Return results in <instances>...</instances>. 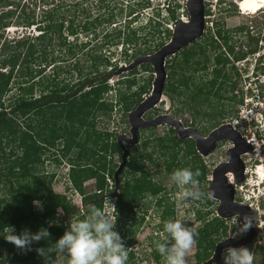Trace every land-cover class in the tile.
<instances>
[{
    "label": "rangeland",
    "instance_id": "1",
    "mask_svg": "<svg viewBox=\"0 0 264 264\" xmlns=\"http://www.w3.org/2000/svg\"><path fill=\"white\" fill-rule=\"evenodd\" d=\"M134 1L48 0L51 7H53V4L56 6L55 16H58L59 19L64 18L71 21L73 30L79 28L86 21H92L95 24L100 22V26L97 28L98 36L94 42H90V40H93L90 33H80L77 29L79 41L84 40L85 42V40H89L87 41L88 46L82 50L81 45L71 43L73 38L67 35V31H64V33L67 36V41L72 44V51L76 53L75 57H79L81 64H85L86 69H84V72L89 70L88 67L92 63L91 56L108 57L110 64H113L114 61L116 62L118 70L110 71V77L107 81L110 90L104 94V99L111 103L114 108L109 116L97 117L94 126L95 131L115 133L116 139L120 135L130 137L128 116L133 111L123 114L118 109L117 102L125 94L126 88L117 86V81L120 80L121 82L129 79L134 82L135 87L128 94L135 92L138 86L148 85V93L141 95L142 101L151 94L154 81V69L150 64L147 65L150 69L152 68V71L146 66V68H143L142 65L133 68V70H136L134 74L131 73V70L124 71L123 68L127 67L128 64L123 59V54L126 52L128 56L126 59L133 63L138 58L156 52L170 41L172 31L178 23L175 21L166 22L162 26L161 33H158L150 28L152 24L148 26L150 23L149 19L155 16L156 11L159 12V17L165 18L168 16V11H161L160 9L141 11L142 5L133 4ZM234 1L219 0L215 5L214 0L205 2L204 15L207 17V24L204 32L198 40L186 47V52H193L194 57L188 63H185L184 56L180 53L166 59L165 72L167 78L164 86L167 87L171 97L164 93L161 101L154 108L147 111L142 118L149 120L158 115L166 114L181 121L186 128H195L204 137L212 130L222 125L230 124L241 135L242 140L248 142V144L239 143L240 146L238 148V152H241L239 156L243 165V172L245 173L244 181L236 183L233 174H227L226 176L232 179L233 183H236L238 190L235 197L236 201L250 205L251 210H256L257 218L254 222L256 233L245 245L254 253V264H264V227L262 225L264 220V200H259L260 202L247 201L251 196L258 197V193L252 188V185L260 182L259 178L254 174V166L262 165L260 168L264 171V124L261 122V127L257 126V123L253 128L248 126L249 115L252 112H254L255 118L258 120L260 114L262 116L264 113V95L260 90L256 89L258 85H264V7L257 14H244L239 12L241 10L235 6ZM161 2L162 0H153L151 5H154V8H161ZM2 3L11 5L5 7L0 5V14L18 8L16 14H13L14 18L11 23L15 21V15L18 14V10L21 7L25 9L27 14L34 12L36 20L43 19L42 11L44 5L41 0H0V4ZM157 4H159V7ZM139 10L140 13L129 21L128 13L130 11L138 12ZM111 14L114 17L110 18ZM174 15L176 19L180 18L181 11L175 9ZM108 19H111V21L108 22ZM10 20L7 19V21ZM128 22H130L129 29L145 28V33L142 36L139 35L132 38L130 36L135 45L126 46L122 45L121 42L127 38L128 31L125 29ZM165 29L171 32L170 36H168ZM118 30H121L124 34L120 35V41L116 43L117 45L108 43L112 35H109L110 37L104 41L106 33L113 32L115 35ZM217 32H220V37ZM38 33L35 26L26 29L17 27L13 23L8 28L0 29V35L2 36L0 44L4 39L11 40L27 35L34 37ZM53 38L56 39V37ZM55 41L53 44H55ZM95 42L97 43L95 44ZM60 54L62 56L61 51L55 47L53 56L57 57ZM110 69L109 66L106 67L107 71ZM217 69L221 73H219L215 86L210 91L211 82L214 74L217 73ZM47 72L51 73L52 70L50 69ZM180 84H182L181 87ZM118 88L120 90L117 94L116 90ZM232 88L233 90L231 91ZM198 89H202V94H208V97L206 96L208 98L207 101L204 100V95L199 98L200 102L198 99L196 101L191 100L194 92H197ZM217 89L221 90L220 94L224 97V100H216L218 99L216 95H219ZM178 90L182 91L180 95L174 93ZM14 92L15 90L13 89L5 97L12 96ZM250 92L252 95L249 94ZM231 98L235 102L241 99V103H234L233 105L231 100H226ZM232 112H235V114L233 115ZM173 132L176 135L175 130L167 125L142 129L139 132L137 144L127 147L129 158L130 156L138 158L137 164L149 170L150 181L162 190L156 196L144 194L137 198H131L130 196L124 198L122 190L125 187V183L131 182L132 184L139 177V173H136V177L130 178L129 170L127 168L123 170L120 188L116 189L119 190L118 194L122 196V198L120 197L121 199H118V202L123 206V210L122 214L117 212L118 217L114 230L120 234L125 247L128 248L127 264H165L163 257L156 251L157 240L152 239L150 236L157 233L158 238H160L158 240H161L165 233L158 230L160 228L159 225L163 227L164 222L170 219H182L186 224L195 227L198 231L196 244L201 247H203V243H208V241L216 242L221 238L232 235L235 231L231 218L221 221L216 217L218 203L212 198L205 197L202 201H188L178 206L176 203L177 195L181 189L171 182V168L169 170L167 167V165H172L171 167L174 168L177 164H186L184 167L200 169L203 166L205 179H200L199 181L201 191L207 193V189L211 184L213 169L219 164L228 162L226 153L234 147V144L226 140L218 143L216 149L211 153L206 156H200V163L199 161H194V155L188 156L187 144L191 145L194 142L187 138L184 139L186 142H181L174 146L173 143L175 142L170 139L173 136ZM57 135L60 136V139L55 142L53 147H41L42 155L33 172L42 183L50 184L53 194L65 196L67 202L77 207L80 214H84L86 218L93 202L88 203L89 205H84L83 196L71 188L69 181L71 164H89L93 162L91 155L98 149V145L94 141H97L99 134H91L90 136L73 134V147L77 149H71L69 152L66 151L65 143L69 141L68 138L73 139L72 135ZM160 139L162 141H159ZM83 141L85 145H83ZM18 153L19 151L14 143L6 141L2 144L0 149V175L8 174L7 169ZM120 156L121 153H114L108 157L107 165L116 167L114 168L116 171L120 164ZM96 158L97 153L93 160H96ZM104 178L105 189L107 190L105 192L108 193H105L100 199L103 200L102 210H109V202L115 204L116 199L115 197L112 198L111 193L109 194V191L113 189L111 178L107 175ZM8 187L9 185L0 184V209L3 206L2 200L5 202L8 199ZM82 187L83 194L86 196L98 193L96 191L95 178L86 180ZM263 191L264 189L261 187L259 192ZM253 192L256 194L252 195ZM243 194L247 195L244 196L245 200L242 197ZM155 223L158 226L154 225ZM0 239H2V236H0ZM196 244L187 254L186 263L190 264L195 260ZM11 247L14 251L23 253L24 256L28 253L27 250L17 249L12 244ZM9 248L10 246H0V257L8 260L10 258L8 256ZM131 250L135 253H129ZM132 257L136 259L134 263L129 261ZM36 258L37 264H68L66 256L53 252V250L49 252L46 259L36 252Z\"/></svg>",
    "mask_w": 264,
    "mask_h": 264
},
{
    "label": "trees",
    "instance_id": "2",
    "mask_svg": "<svg viewBox=\"0 0 264 264\" xmlns=\"http://www.w3.org/2000/svg\"><path fill=\"white\" fill-rule=\"evenodd\" d=\"M41 1L44 5L42 11L43 19L36 20L34 12L27 14L25 9L21 7L18 10V14L15 15V21L13 22L15 26L26 29L35 26L39 33L34 37L27 35L11 40L4 39L0 44V149L4 142L10 141L16 145L19 151L17 157L7 169L8 174L0 175V184L2 183L4 186L9 185L7 191L8 199L5 202L2 200L3 206L0 209V235L6 234L7 227H12L17 234H20L24 230L35 233L43 227L47 229L50 236L47 241L33 242L30 246L31 250H27L28 253L25 256L23 253L14 251L11 243L5 241L2 237L0 239V246H10L8 250L10 258L8 260L4 259L5 264H37L36 248L50 247L63 235L72 222L85 218L84 214H80L77 207L67 202L65 196L53 194L50 184L42 183L33 172L42 155L41 147H53L55 142L60 139V136L57 134L72 135L73 139L68 138L69 141L66 140L67 142L65 143L66 151L68 152L71 149H77L73 147V134H86L89 136L91 134H99L96 139L97 141H94L98 145V149L91 155L93 162L89 164H71L69 178L71 188L83 196L82 201L84 205H89L88 203L93 202L92 207L95 206L102 210L103 200L100 198L105 193H108L105 192L107 190L105 189L106 183L104 178L107 175L113 182V189L109 191V194L111 193L112 198L115 197L116 210L122 214L123 206L118 202V199L122 198V196L118 194L119 190L116 189L120 188L125 168L129 170L130 178L136 177V173H139V177L133 181L135 183H125V187L122 190L124 198L128 196L137 198L144 194L156 196L162 191L160 187H157L156 184L150 181L149 170L138 165V158L135 156L128 157L126 165L119 174L116 183L114 179V168L116 167L107 165L108 157L114 153H121L116 136L114 135L115 133L94 130L97 117L109 116L114 108L111 103L104 99V94L110 90V86L107 83L110 71L118 70L116 62L114 61L113 64H110L108 57L91 56L92 63L88 67L89 70L84 72V69H86L85 64H81L78 59L79 57H75L76 53L72 51V44L67 41L64 31H67V35L73 38L71 43L81 45L82 50L88 46L87 41L89 40H85V42L84 40L79 41L77 29L80 33H90L91 39H93L90 42H94L98 36L97 28L100 26V22L95 24L92 21H86L79 28L73 30V23L71 21L64 18L59 19L58 16H55L57 9L54 4L51 7L48 0ZM0 5L1 7H5L11 4L2 3ZM136 5H142L140 9L142 11L144 7L150 4L143 2ZM17 9L13 11L8 10L0 14V29L8 28L13 24L11 21H13V14H16ZM140 10L138 12L130 11L128 13L129 16H127L130 18L129 21L133 17H136L140 13ZM167 11L168 16L165 18L159 17V12L156 11L155 16L149 19L150 23L148 26L152 24L150 28L161 33L162 26L166 22L176 21L174 10L169 8ZM111 17H114V15L111 14ZM7 19L11 20L7 21ZM110 21L111 19H108V22ZM129 25L130 22L127 23L125 29L128 31L127 38L121 42L122 45L126 46L134 44L131 40L132 37L142 36L145 33V28L129 29ZM165 31L170 36L171 32L167 29ZM123 34L121 30L116 31L115 35L113 32L106 33L104 41L110 37L109 35H112L108 43L117 45L116 43L120 41V35ZM217 35L220 37V32H217ZM53 37H56V39ZM54 41L55 44H53ZM53 47L59 49L62 56L61 54L57 57L53 56ZM186 51V48H184L179 53L184 56L185 63H188L194 57V54L191 51ZM123 55L126 63L128 65L131 64L126 59L128 58L126 52ZM107 66L111 68L109 71L106 70ZM145 66L149 68L147 64L142 65L143 68H146ZM50 69L52 72L48 73L47 71ZM151 69L149 68V70ZM216 71L218 74H214L210 91L215 86L219 73H221L218 69ZM135 72L136 70H131L132 74ZM116 85L126 88L125 94L117 102L118 109L123 114L134 110L143 99L141 95L148 93V85H142L138 86L135 92L128 94L135 87L134 82L129 79L121 82L118 80ZM181 86L182 84H180ZM13 89L15 92L12 96L6 98L5 96ZM257 89L264 95V86H257ZM119 90V88L116 90L117 94ZM217 90L219 95H216L218 98L216 100H224V97L220 94L221 90ZM181 92L178 90L174 93L180 95ZM164 93L171 97L170 92L165 86L163 88ZM249 94L251 95V92ZM202 95L205 96L204 100L207 101L208 94H202V89L194 92L191 100L196 101L198 99L199 101ZM226 100H231L233 105L234 103H241V99L236 102L233 98ZM232 114L234 115L235 112H232ZM253 125L252 122L251 126ZM170 139L175 142L173 143L174 146H177L181 142H186V140H180L174 135V132ZM159 141H162V139ZM83 145H85V142ZM191 145L187 144L188 156L194 155V161L201 163L200 156L195 151L194 143H191ZM96 153L97 158L93 160ZM171 166L167 165L168 169L170 170L171 168V172H173L177 168H184L186 164H177L174 168ZM192 170L195 171L196 169L193 167ZM199 170L201 171V176L198 179H205V169L203 166ZM92 178L96 179V191L98 193L86 196L83 194L82 185L86 180ZM33 201H38L42 206V210H37ZM58 209L60 210L59 212ZM154 225L158 226L156 223ZM159 227L158 230L163 232V227L160 225ZM150 237L157 241L160 239L157 233H154ZM53 252L56 251L53 250ZM133 252V250L129 251V253L134 254L135 252ZM150 253L152 254V252ZM133 259L132 257L129 261L134 263L136 259ZM0 264H2V261H0Z\"/></svg>",
    "mask_w": 264,
    "mask_h": 264
},
{
    "label": "clouds",
    "instance_id": "3",
    "mask_svg": "<svg viewBox=\"0 0 264 264\" xmlns=\"http://www.w3.org/2000/svg\"><path fill=\"white\" fill-rule=\"evenodd\" d=\"M238 1L239 0H235L234 3L239 9L237 3ZM143 2L146 1H134L133 4H142ZM262 10V8H259L255 12H245L244 14L254 15L258 12H261ZM253 73L255 72L253 71ZM249 117V127L251 126L252 122L254 124L251 126L252 128L256 126V123L259 127H261V122L264 124V113L262 116L260 114L259 120L255 118L254 112H252ZM260 141L262 140L260 139ZM261 166L262 165L254 166V174L257 176V178H259L260 182H256L254 185H252V188L256 193H258V197L251 196L249 199L247 197V201L260 202L261 200H264V191L259 192V189L264 185V174L263 178H260L257 173L258 168ZM200 176L201 171L199 169L193 171L188 167L177 168L172 172L170 176L171 182L181 189L177 195L176 203L178 206L183 205L188 201H202L205 197H212L213 193L211 191L208 192V189L207 193L201 191L200 181L198 179ZM243 176H245L244 172ZM211 181L212 179L210 182ZM227 182L233 185L236 197V192L238 191L236 183L238 182L235 181L236 183H233L232 179H229L228 177ZM256 193L253 192L252 195ZM244 196L247 195L243 194V199ZM234 199L236 201V198ZM239 203L248 206L250 210L252 209L250 205L244 204L243 202ZM33 204L37 210H42V206L38 201H33ZM109 205V210H101L95 206L91 207L86 218L78 219L72 222L68 226L67 230L64 231L63 235L60 236L54 244L48 248H36L35 251L38 255L46 259L49 252L51 250H55L56 252L68 258V264H127L128 248L125 247L124 241L120 234L114 230L118 213L116 211L115 204L109 202ZM59 211L60 210L58 209V212ZM254 212L256 213V210ZM231 220L235 229L234 233L227 238H221L218 241V244H221L230 238L235 239L243 236L251 227L254 228L253 222L256 221H254V217H250L248 215L241 216L239 213L233 214ZM262 225L264 227V220ZM7 229L8 230L6 234L0 236H2L5 241L11 243L15 248L20 250H31L30 246L33 242H39L41 240L47 241L50 236V233L47 231V229L43 227L38 229L35 233L24 230L20 234H15V230L12 227H7ZM163 231L165 235L161 240L156 241L155 246L156 251L161 255V257H163L165 264H186L187 254L197 243V229L186 224L182 219H170L164 222ZM214 255L215 254H213V256ZM254 259L255 257L253 251L245 246H228L221 252V264H254ZM0 261H2V264H5L4 257H0Z\"/></svg>",
    "mask_w": 264,
    "mask_h": 264
},
{
    "label": "water",
    "instance_id": "4",
    "mask_svg": "<svg viewBox=\"0 0 264 264\" xmlns=\"http://www.w3.org/2000/svg\"><path fill=\"white\" fill-rule=\"evenodd\" d=\"M204 8L203 0H188L186 3V11L189 16V21L186 23H177L172 31L170 41L159 48L156 52L138 58L127 67L123 68L124 71H129L135 67H139L140 65L150 64L154 69V81L149 97L140 102L128 116V123L130 124V137L128 138L124 135H120L117 138V143L121 150V158L120 164L114 173V179L117 181L118 175L126 165L129 155L127 146H134L137 144L140 129L167 125L175 130L179 139H192L197 153L201 156H206L215 150L218 143L225 140L231 141L232 144H234V147L226 153L228 162L219 164L215 169H213L212 181L208 187V192L211 191L213 193L211 198L219 202L216 211L218 217L226 219L231 218L233 214L239 213L241 216L248 215L250 217H254L255 221L256 213L250 210L248 206L235 201L234 187L232 184L227 182V173L233 174L237 182L244 181L243 165L239 156L241 152H238V148L240 146L239 143L248 144V142L242 140L241 135L235 131L230 124L222 125L219 128L212 130L204 137L195 128H186L182 125L181 121L166 114L158 115L149 120H144L142 118V116L147 111L154 108L163 97V88L167 78L165 72L166 59L175 56L181 50L191 45L202 36L205 29ZM252 238L253 236L243 239V241H240L237 244V247L245 245ZM222 246L223 245L217 246V256Z\"/></svg>",
    "mask_w": 264,
    "mask_h": 264
},
{
    "label": "flooded vegetation",
    "instance_id": "5",
    "mask_svg": "<svg viewBox=\"0 0 264 264\" xmlns=\"http://www.w3.org/2000/svg\"><path fill=\"white\" fill-rule=\"evenodd\" d=\"M238 61V59H237ZM142 130V129H140ZM139 130V132H140ZM232 167V166H230ZM245 178V176H244ZM264 187V185L262 186V188ZM218 204L219 202L216 201ZM218 207V206H217ZM217 211V209H216ZM217 218H219L221 221H226L230 218H220L217 216V213L215 214ZM255 229L254 228H251L247 231L246 234H244L243 236H240L238 238H235V239H228L226 240L225 242L221 243V244H218V241L216 242H211V241H208V243H203V247H201L200 245H197L196 244V249H195V252H194V258L195 260L190 263V264H204V263H209V264H221V252L224 248L228 247V246H232V247H237V244L240 242V241H243V239L245 238H250V236H253L255 235ZM227 238V237H225ZM223 245L218 256L216 255V252H217V246L218 245ZM246 247V245H245ZM213 254H215L213 256ZM186 264H189V263H186Z\"/></svg>",
    "mask_w": 264,
    "mask_h": 264
},
{
    "label": "built area",
    "instance_id": "6",
    "mask_svg": "<svg viewBox=\"0 0 264 264\" xmlns=\"http://www.w3.org/2000/svg\"><path fill=\"white\" fill-rule=\"evenodd\" d=\"M141 1H146L148 2L150 5L149 6H146L144 7V9L142 11H147V10H150V9H160L161 11H167L169 8L173 9V10H177V11H181V16L180 18L176 19L175 22H183V23H186L189 21V16L187 14V11H186V3L188 0H162L161 4H160V7L161 8H154V5H151L152 4V1L153 0H135V2H141ZM217 1L218 0H214V5L217 4ZM205 2H207V0H203V4H205ZM213 2V1H212ZM158 7H159V4H157ZM205 7V6H204ZM184 13V14H183ZM206 16H204V21H205V27H206ZM172 25H174L173 23H171ZM171 28V26H170Z\"/></svg>",
    "mask_w": 264,
    "mask_h": 264
},
{
    "label": "bare ground",
    "instance_id": "7",
    "mask_svg": "<svg viewBox=\"0 0 264 264\" xmlns=\"http://www.w3.org/2000/svg\"><path fill=\"white\" fill-rule=\"evenodd\" d=\"M238 7L241 10V12H255L259 8L264 7V0H239L238 2ZM240 4V6H239ZM258 175L263 178V169L259 167L258 169ZM230 179V178H229Z\"/></svg>",
    "mask_w": 264,
    "mask_h": 264
}]
</instances>
